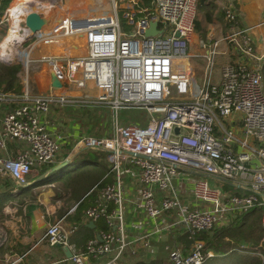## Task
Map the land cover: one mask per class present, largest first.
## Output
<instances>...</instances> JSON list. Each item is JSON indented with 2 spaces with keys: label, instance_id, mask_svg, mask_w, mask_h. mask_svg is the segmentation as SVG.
Here are the masks:
<instances>
[{
  "label": "built area",
  "instance_id": "2783aa9c",
  "mask_svg": "<svg viewBox=\"0 0 264 264\" xmlns=\"http://www.w3.org/2000/svg\"><path fill=\"white\" fill-rule=\"evenodd\" d=\"M55 1L47 0L46 6L43 0L23 3L19 15L28 34L17 40L14 54L26 69L42 64L61 82L60 88L73 83L81 95L57 93V87L30 95L26 77L22 102L3 115L0 148L4 139L23 141L27 148L12 158L0 157V179L24 186L34 166L54 161L61 134L47 129L52 104L109 108L110 134L85 135L75 144L107 152L106 176L114 181L96 183L86 195L97 191V197L83 212L85 220L102 219L106 228L87 239L80 251L70 241L77 225L66 224L65 216L49 222L40 240L71 254L58 264H96L91 259L108 254H113V264L132 245L122 215L128 175L139 184L138 208L153 220L167 218L154 232L179 229L195 236L255 207L261 210L264 230V55L255 52L249 28L237 26L235 8L222 7L232 30L222 38L194 40L197 0H108L109 10L97 16H63L56 30L31 33L25 16L34 10L43 17ZM9 9L5 14L11 21ZM119 14L130 32L121 30ZM152 22L157 32L146 36ZM81 42L83 52L74 53ZM223 43L229 59L219 65L218 56L226 53L220 50ZM195 56L204 60L199 85L191 63ZM88 82L94 96L85 91ZM5 98L0 92V100ZM130 108L146 110L147 123H121L118 111ZM182 173L191 174L192 205L183 202L173 183ZM4 240L0 234V244ZM169 256L172 264H202L213 252H203V242L196 240L187 254L174 249Z\"/></svg>",
  "mask_w": 264,
  "mask_h": 264
},
{
  "label": "crops",
  "instance_id": "0c3cea01",
  "mask_svg": "<svg viewBox=\"0 0 264 264\" xmlns=\"http://www.w3.org/2000/svg\"><path fill=\"white\" fill-rule=\"evenodd\" d=\"M74 2L71 0V5ZM81 3L85 7L84 4L87 2L81 0ZM91 3L92 1H89L87 4ZM214 4L213 16L217 17V20L207 24L202 36L196 30L194 40L198 38H222L232 32L231 25H226L222 19V7L229 4L237 12V26L249 28L255 52L258 55H264V0H214ZM12 9L13 5L9 9L10 14ZM58 11L53 12L51 22L56 23L60 18L62 12ZM10 18H12L11 15ZM10 26L9 37L0 47V82L3 85L8 83L10 86L8 90H4L3 85L0 86V92L6 94V98L0 100V139L3 115L22 102L20 95L25 90L26 77L30 79L27 85L30 95L44 94L53 87L51 74L45 70L44 65L31 66L26 69L19 58H16V55L6 56L11 42L17 40V37L11 39L12 31H16L18 40H21L24 35V30L21 31L19 28L15 30L13 22ZM83 50L84 43L81 42L75 46L73 51L74 53H82ZM220 50L226 51L228 48L223 43ZM193 52L198 53L196 46L193 48ZM228 56L227 51L225 54H220L218 56L219 65L228 61ZM199 59L201 58L195 56L191 59V63L193 69L201 71L203 64H197ZM15 89H19V91L17 92ZM54 91L66 95H81V91L73 83H67L64 87L56 88ZM85 91L89 96L96 94L95 88L89 85ZM104 113L111 114L106 106L61 107L56 104L50 106L47 115V129L52 133L61 134L59 140L61 148L51 164L36 165L32 168L30 174L27 175L26 185L20 186L14 182L15 185L9 189L10 196L1 205L0 234L4 236L5 240L0 244V264H58L59 261L66 259L67 250L59 246H50L45 241L40 240L47 224L62 216H65L66 224L77 225V230L71 235L70 241L80 251L83 250L87 239L96 236L106 228L104 220L91 222L85 220L83 215L84 210L96 199L97 191L88 197V204L81 211L75 213V209L71 212L70 209L75 205L77 206L78 203L68 199L70 188L65 186L67 179L85 172L97 175L99 177L97 182L101 181L102 184L114 181L113 176H106L109 163L107 152L97 149L75 148L76 142L82 136L103 137L110 134L112 126L110 115H104ZM121 120L123 124L127 122L126 119ZM3 142L4 148H0V157L12 158L27 148L25 142L14 139H4ZM63 163L65 165L62 166ZM71 164H73L71 167L65 169ZM58 166H60L58 169L52 170ZM189 175L191 176V174ZM189 175L182 173L173 183L177 185L183 202L192 205L194 201L190 193L191 183L187 179ZM59 182H62L67 188L66 195L61 198L72 204L67 210L61 208L62 203L59 200L48 202L42 197V186L49 187ZM138 188L139 184L136 177L131 175L125 177L123 227L127 238L132 241V245H129L113 264H172L169 256L172 250L177 249L184 255L190 250L191 245H187L184 237L186 232L179 229L161 233L154 232L155 227L167 221V218L163 216L153 220L138 208L135 197ZM156 194L157 197L161 195L158 191ZM84 197L85 195L82 198ZM113 207L114 205L110 204L109 208ZM141 236L147 240L148 245H144ZM132 250L135 252H131ZM112 257L113 254H108L93 258L91 261L96 264H111Z\"/></svg>",
  "mask_w": 264,
  "mask_h": 264
},
{
  "label": "trees",
  "instance_id": "16d2710c",
  "mask_svg": "<svg viewBox=\"0 0 264 264\" xmlns=\"http://www.w3.org/2000/svg\"><path fill=\"white\" fill-rule=\"evenodd\" d=\"M11 0H0V13L7 8ZM215 8L214 0H197V15L195 19V31L199 32L202 36L206 30L207 24L215 22L217 17L213 16V11ZM222 19L226 25H230L224 17L222 11ZM9 36V29L5 35V39L1 43L0 47L4 44ZM197 62L203 64L204 60L201 58ZM201 71H198V73ZM262 77L264 79V66L262 67ZM3 83L0 82V86ZM8 83L3 85L4 90L9 89ZM17 92L19 89H15ZM102 109V108H99ZM103 110V109H102ZM107 113H104L106 115ZM16 140V139H14ZM19 142H23L17 140ZM105 152V151H104ZM77 180L73 181L71 177V182H67L69 190L68 199L75 200L77 206L75 208V213H78L83 209L86 204H88V197L93 195V192L86 195L90 189L98 183L99 177L93 173L85 172L77 175ZM50 178V177H49ZM52 180V178H50ZM96 182V183H95ZM0 214L2 209V204L10 196L9 189L15 185L14 181L10 178L0 179ZM102 184V183H101ZM85 195L84 198H82ZM260 208H251L246 212L238 215L236 219L232 220L226 225L216 227L211 231H205L197 233L195 236H190L185 233V241L187 245H192L194 241L200 240L203 242V252L212 251L213 256L208 257L202 264H263L258 256H248L247 250L250 248H256L259 240L264 237V230L260 225ZM259 224V226L257 225ZM103 227V226H102ZM93 237V236H91ZM247 241L250 242L249 246ZM244 244L245 247H238V245ZM255 245V246H254ZM264 246V244H263ZM235 247V248H234ZM258 247H260L258 245ZM264 249V248H263ZM237 253L235 258L230 259L228 262L223 261V258L227 255Z\"/></svg>",
  "mask_w": 264,
  "mask_h": 264
},
{
  "label": "rangeland",
  "instance_id": "374dc122",
  "mask_svg": "<svg viewBox=\"0 0 264 264\" xmlns=\"http://www.w3.org/2000/svg\"><path fill=\"white\" fill-rule=\"evenodd\" d=\"M15 1L16 0H11V2L8 4L7 8L11 7L15 3ZM46 1L47 0H43V2H42L43 6H44V4L46 6V3H47ZM72 1H75L74 4L72 3V5H71V0H57V1H55V4L51 9H45L48 11L44 10L45 14L43 15V17L46 20L49 19L50 14L52 16L53 12L56 10H59L58 12H62L60 17L73 16L75 18L97 16V15H99V13L101 11L109 10L108 0H100V1L96 0L95 4H98V6L85 3L84 4L85 7L82 6L83 3H81V0H72ZM146 3L150 4V0H146ZM7 8H5L2 11V13H0V45L3 41V38L7 34L8 29H10V27H11L10 26L11 22H13L12 18L10 21L6 17L5 12H6ZM38 10H40V9H38ZM50 19L48 21V25L43 27V29H45V30L42 29V31H41L42 34H48L52 31L56 30L55 29V22H51ZM21 22H22L21 19H19V21L17 23L18 24L17 28H19V30H21V31L24 30V35H23V37H24L28 34V30L24 27H20L19 23H21ZM119 22H120V28L122 31L127 32V33L131 31L132 27L126 24L125 19L120 14H119ZM12 28H13V26H12ZM16 37L18 40V36H16ZM17 40L11 42V45H9V50H8L6 56L12 57V55L13 56L15 55L14 49H16L15 47L17 45H19V43H17L18 42ZM197 64L201 65V63H199V62H197ZM193 75H194L195 80L198 83L197 85H199V79L201 77V73L200 72L198 73V70L193 69ZM88 85L90 87H93V84L91 82H88ZM106 115L109 116L110 114L107 113ZM118 116H119L120 120L126 119L127 121H132V123L139 124V125H145L148 121V118H149V115L146 112V110L138 109V108H130V109L120 110V111H118ZM109 118H110V116H109ZM73 164H74V162H73ZM73 164L67 166L65 169L71 167ZM77 178H78V176H75L73 178V181L77 180ZM67 182H71V178H69ZM67 185L68 184L65 183L66 187H68ZM65 186L63 185L62 182L54 183L53 185H50L49 187L42 186L41 191L43 193V196H42L43 199H45L48 202H53L55 200H59V202L62 203L61 208L66 209V210L69 209L72 206L71 202H68L67 200L61 198V197L65 196L67 193V188ZM257 225L259 226V224H257ZM246 244H248V246H249L250 242L247 241ZM263 244H264V237H262L258 242V245L260 247H258V245H256V246L254 245L256 248H250L247 250V254L245 252L242 254H245L248 256H258L260 258L261 262H264V249H263L264 246H263ZM242 245H243V247H245L244 244H240V245H238V247H242ZM236 255H237V253L227 255L223 258V261L228 262L230 259L235 258Z\"/></svg>",
  "mask_w": 264,
  "mask_h": 264
},
{
  "label": "water",
  "instance_id": "95a60500",
  "mask_svg": "<svg viewBox=\"0 0 264 264\" xmlns=\"http://www.w3.org/2000/svg\"><path fill=\"white\" fill-rule=\"evenodd\" d=\"M24 24L29 29L31 33H35L39 30H41L43 24L47 21L44 17L39 15L36 11L29 12L25 18H24ZM157 24L155 22L150 23L149 28L145 32L146 36L153 35L157 32ZM51 83L53 87L60 88L62 86L61 82L55 77L54 74H51ZM175 133H178V128L174 129ZM65 165V163L62 164V166ZM60 166L52 168V170L58 169ZM71 254L67 250L66 256L69 257Z\"/></svg>",
  "mask_w": 264,
  "mask_h": 264
},
{
  "label": "bare ground",
  "instance_id": "6f19581e",
  "mask_svg": "<svg viewBox=\"0 0 264 264\" xmlns=\"http://www.w3.org/2000/svg\"><path fill=\"white\" fill-rule=\"evenodd\" d=\"M26 1H30V0H16L15 1V3L13 4V9H12V11H11V17H12V19H13V24H14V26H15V30L17 29V23H18V21H19V19H20V12H22V10H23V3L24 2H26ZM89 1H91V0H86V2L88 3ZM44 6H45V4H44ZM52 16H51V14H50V16H49V19L51 18ZM48 18V17H47ZM49 19H47V21L45 22V24H43V26H42V28L43 27H45V26H47L48 25V21H49ZM50 21H51V19H50ZM22 22L21 23H19V25H20V27H23L22 25ZM42 28H41V31H42ZM17 36V33H16V31H12V33H11V39H13V37L14 36ZM15 36V37H16Z\"/></svg>",
  "mask_w": 264,
  "mask_h": 264
}]
</instances>
